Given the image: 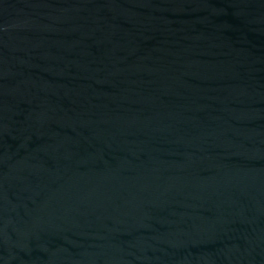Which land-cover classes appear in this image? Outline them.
<instances>
[{
  "label": "water",
  "instance_id": "obj_1",
  "mask_svg": "<svg viewBox=\"0 0 264 264\" xmlns=\"http://www.w3.org/2000/svg\"><path fill=\"white\" fill-rule=\"evenodd\" d=\"M0 264H264V0H0Z\"/></svg>",
  "mask_w": 264,
  "mask_h": 264
}]
</instances>
